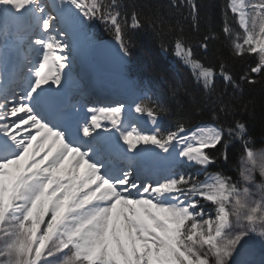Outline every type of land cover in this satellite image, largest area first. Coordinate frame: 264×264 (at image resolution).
Listing matches in <instances>:
<instances>
[{
    "label": "snow or ice",
    "instance_id": "6c2138e0",
    "mask_svg": "<svg viewBox=\"0 0 264 264\" xmlns=\"http://www.w3.org/2000/svg\"><path fill=\"white\" fill-rule=\"evenodd\" d=\"M163 7H186L199 29L197 0H0V264H264V147L237 118L264 108V0H224L202 56ZM145 26L175 33L202 97L127 79ZM100 49L127 85L120 98H93L83 70ZM257 84L241 108L232 97ZM237 143L235 175L210 171Z\"/></svg>",
    "mask_w": 264,
    "mask_h": 264
},
{
    "label": "trees",
    "instance_id": "16d2710c",
    "mask_svg": "<svg viewBox=\"0 0 264 264\" xmlns=\"http://www.w3.org/2000/svg\"><path fill=\"white\" fill-rule=\"evenodd\" d=\"M125 3L131 4H147L153 7L166 6L169 0H124ZM201 6L199 29H194L192 25L191 16L188 15V9L182 8L180 14H176V10H172V14L168 13L166 7L162 8L161 14L165 20L170 24H175L177 19L181 20V27L183 33L191 46L198 55H203V50L199 47V42L204 35L209 32H218L222 19L220 14L221 6L224 0H197ZM147 11V9L145 10ZM94 35L98 40L112 39V37L104 31L102 25H98L94 30ZM175 33L169 32L167 27L160 29L159 34L152 28L145 26V28L138 30L135 33L136 43L132 49V55L127 66V76L131 80L137 82L143 81L148 84L150 89H154L158 94L164 95L171 99V88L179 86L181 91L187 88L189 91L195 93L197 98L203 96L201 88L197 85L195 78L192 75V70L181 61L173 50ZM213 51L220 57L224 58L228 67L235 76L243 73L246 67L243 61L232 59L226 48L214 42ZM154 68L155 71H146V68ZM262 86L257 84L254 87L248 85L242 86V92H237L232 97L236 100L240 107H243V101L255 95L259 96ZM218 89L220 92H227L232 96L233 90L231 87L225 88L223 81H218ZM229 96L225 98L228 99ZM186 99V98H185ZM175 103V101H172ZM238 119H246L251 125L252 135L255 137V148L264 147V134L261 132V126L264 125V108L257 106L254 114L241 112L237 116ZM204 119V117L196 116L194 122ZM167 123L165 127H167ZM232 160L229 164L224 165L221 162L220 168H212L210 171L227 169L226 174L235 175L236 169L232 164L236 163L239 156V143L229 149Z\"/></svg>",
    "mask_w": 264,
    "mask_h": 264
},
{
    "label": "bare ground",
    "instance_id": "6f19581e",
    "mask_svg": "<svg viewBox=\"0 0 264 264\" xmlns=\"http://www.w3.org/2000/svg\"><path fill=\"white\" fill-rule=\"evenodd\" d=\"M83 71L90 78L93 97L96 96L101 99H105L103 95H109L111 93L117 94L119 95V97L124 95L127 85L122 77L108 73L103 74L105 72L100 71L99 68L92 61H90V66H88ZM103 78H107V81H103ZM100 79L102 81L99 82L98 80ZM145 127H150V125H145Z\"/></svg>",
    "mask_w": 264,
    "mask_h": 264
},
{
    "label": "water",
    "instance_id": "95a60500",
    "mask_svg": "<svg viewBox=\"0 0 264 264\" xmlns=\"http://www.w3.org/2000/svg\"><path fill=\"white\" fill-rule=\"evenodd\" d=\"M108 41H112V40H101L98 42L105 43ZM92 60H95L97 64L101 67V69L107 72H112L114 74L121 75L117 63L103 49L97 50L92 56Z\"/></svg>",
    "mask_w": 264,
    "mask_h": 264
},
{
    "label": "rangeland",
    "instance_id": "374dc122",
    "mask_svg": "<svg viewBox=\"0 0 264 264\" xmlns=\"http://www.w3.org/2000/svg\"><path fill=\"white\" fill-rule=\"evenodd\" d=\"M103 73V72H102ZM103 74H106V73H103ZM99 82L100 81H102L101 79L100 80H98ZM103 81H107V78H103ZM201 179H203V175H201V177H200Z\"/></svg>",
    "mask_w": 264,
    "mask_h": 264
}]
</instances>
